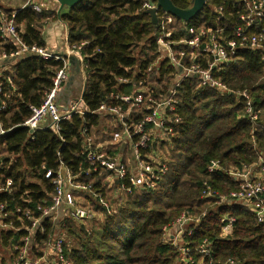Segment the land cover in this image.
I'll use <instances>...</instances> for the list:
<instances>
[{"label":"trees","instance_id":"obj_1","mask_svg":"<svg viewBox=\"0 0 264 264\" xmlns=\"http://www.w3.org/2000/svg\"><path fill=\"white\" fill-rule=\"evenodd\" d=\"M170 1L180 10H189L195 0ZM235 1L206 0L204 9L187 25L197 29L215 26L217 16L213 7L224 5L227 17ZM157 3V0H82L74 7H64L59 16L55 12L37 13L30 8H20L14 10L17 12L14 22L23 29V41L39 47H46L43 33L49 23L61 20L67 24L69 47L78 50L83 58V62L78 60L76 65L79 68L82 64L87 84L83 102L87 110L95 112L103 104H120L113 97L130 95L135 89L133 82H145L155 97H163L171 87L177 70L167 61L145 74L158 59L153 38L158 30L145 13L148 10L145 5ZM0 9L5 14L14 12L1 4ZM162 14L160 9L158 16ZM173 18L180 38L184 36L183 21ZM237 21L236 17H228L221 24L233 26ZM14 51L11 44L0 40V54L11 55ZM62 68L61 61L27 57L12 66L11 71L0 74V121L8 132L0 139V205L10 214L9 221L20 229L17 233L2 235L3 240L10 243L6 245L11 251L14 246L24 247L25 239L30 238L31 251L41 256L44 251L40 249H46L49 237L55 235L57 229L50 219L42 221L44 234L37 232L30 236L22 228L31 227L25 216L28 211L38 219L39 208L51 205L54 174L61 163L75 175L82 176L84 183L92 184L96 191L101 190L105 197L110 193L105 187L106 175L94 173L83 154V131L88 128L100 132L102 120L97 115H73L70 120L61 121L59 134L40 129L34 140L24 127L32 114L30 108L43 104L53 86V78ZM261 68L257 54L244 53L233 67L215 73L233 90L252 91L260 115L255 126L246 119L241 100L198 88L194 78L183 81L178 90L177 108L181 121L176 130L178 134L173 138L167 176L154 191L127 196L117 212L106 217L100 229L76 231L70 226L68 231L77 241L75 247L65 245L71 264H177L180 253L165 246L161 236L163 228L185 210L196 214L206 211L189 239L193 249L204 239L213 242V257L204 259L205 264H226L229 259L237 264H264V223H259L246 208L224 204L219 197L201 199L205 181L221 196L237 189L224 171L208 173L212 160L220 161L225 169H241L264 157ZM119 79H128L131 83L120 84ZM48 173L52 176L47 177ZM226 216L235 218L236 222L232 236L221 239V220ZM193 253L199 261L200 257ZM13 254L16 256L15 252Z\"/></svg>","mask_w":264,"mask_h":264},{"label":"built area","instance_id":"obj_2","mask_svg":"<svg viewBox=\"0 0 264 264\" xmlns=\"http://www.w3.org/2000/svg\"><path fill=\"white\" fill-rule=\"evenodd\" d=\"M24 1L22 9L30 8L37 13L44 11V5L38 0ZM233 4L235 5L227 17L224 5L213 7L217 16L215 26L197 29L189 27L188 22L183 21L184 36L180 38L177 37L178 29L175 27L173 15L163 11V14L158 16L159 27L153 36L158 59L145 74L152 73L158 64L167 61L177 70L168 92L163 97H155L145 82H133L134 92L113 97V100L120 104H103L95 112L85 108L83 95L74 100L69 108L64 109L58 104V97L71 75L68 57L77 56L82 63L80 52L71 50L65 58L47 47L27 45L21 36L23 29H19L14 22L17 12L5 14L0 9V40L15 48L11 55L5 52L0 54V74L11 71L12 66L27 57L63 62V68L53 78V86L43 104L30 108L31 117L24 123V127L29 130L30 139L34 140L37 131L45 128L59 134L61 121L70 120L73 115H97L104 122V127L100 128V132L88 128L83 131V154L94 173L99 176L106 175V190L113 193L112 202L101 190L96 191L92 184L84 183L82 176L75 175L61 163L54 174L55 191L51 195V205L39 208L41 215L38 219L28 211L25 216L31 222V227L22 228L30 236L37 232L44 234L42 221L50 219L57 229L55 235L49 237L41 256L31 251L32 241L26 238L24 247H13L16 256L11 260L2 259L0 264H71L65 253L67 238L70 236L68 222L89 227L101 218L105 221L108 215L117 212L127 196L135 192L154 191L159 187L169 172L171 162V158L165 157L164 150L172 149L173 138L178 134L176 130L181 121L177 109L178 90L184 80L194 78L198 88L208 89L222 96L232 95L241 100L245 106L246 119L254 126L258 123L260 115L255 108L252 91L233 90L215 75L240 62L244 53H254L260 58V82H264V0H236ZM145 8L153 9L157 6L146 4ZM228 17H236L237 23L233 26H222L221 23L227 21ZM4 62L7 64H3ZM119 83L128 84L131 81L119 79ZM116 128H120L122 132H116ZM7 133L0 121V139ZM116 144L124 148L120 156L114 154L113 148ZM207 171L209 174L224 171L237 185V190L229 196H221L210 182L205 181L201 193L203 200L219 197L220 202L224 204L231 203L246 208L255 215L259 223H264V157H260L256 166L248 165L241 169L227 170L220 161L212 160ZM51 176L52 173H48L47 177ZM10 183L11 181L7 187ZM96 207L101 209L97 210ZM4 210L5 206L0 205V225L3 226V232H19L20 229L9 221L10 214ZM235 222V218L227 216L221 220V239L232 236ZM199 223L200 220L196 217L183 213L172 225L164 229V233H174L164 242L171 243L180 251L182 264H194L187 240L193 236V227ZM196 251L204 258L211 259L214 254L213 242L203 240ZM226 264L237 263L229 259Z\"/></svg>","mask_w":264,"mask_h":264},{"label":"crops","instance_id":"obj_3","mask_svg":"<svg viewBox=\"0 0 264 264\" xmlns=\"http://www.w3.org/2000/svg\"><path fill=\"white\" fill-rule=\"evenodd\" d=\"M38 1L41 4L44 3L43 0H38ZM0 4L2 5L3 8L5 6L7 7L4 9L14 11V10L22 8V6L24 5V0L23 1L22 0H0ZM49 5H50L49 9L45 5L44 11L55 12L59 16L61 13V9H62L61 4L57 0H49ZM68 32H69V29H68L67 24L62 22L61 20L49 23L43 33V36L46 42V47L55 51L56 53L68 55L69 52L71 51V48L69 47V44H68ZM68 58L70 59L73 58V60L69 59L71 75H70V79L68 83L65 85V87L63 88L61 92L62 93L61 101L76 100L77 98L81 97L84 91V85L86 83L82 64L79 68L78 66H76L79 58L74 55H71ZM113 149L115 151L114 154L115 155L117 154L119 156L122 155V152L124 151V148L120 147L118 144H116ZM112 195L113 193H109L108 197L110 198L109 200L113 202ZM93 205H96V204H93ZM102 220L104 223V219Z\"/></svg>","mask_w":264,"mask_h":264},{"label":"rangeland","instance_id":"obj_4","mask_svg":"<svg viewBox=\"0 0 264 264\" xmlns=\"http://www.w3.org/2000/svg\"><path fill=\"white\" fill-rule=\"evenodd\" d=\"M43 4H44V7H45V5H46V7L49 9V7H50V5H49V0H43ZM158 4V3H157ZM157 4H154L155 6H157ZM4 8H7L6 6L4 7ZM47 27V26H46ZM45 27V28H46ZM159 66H160V64H158ZM61 95H62V93L59 95V97H58V104L61 106V107H64V109H66V108H69V106H70V104L74 101V100H68V101H61ZM101 128H103L104 127V122L102 121V123H101ZM115 130V129H114ZM122 132V130L120 129V128H116V132ZM164 154H165V157L167 158H172V152H171V150L170 151H165L164 150ZM167 158V159H168ZM258 163H254V164H251L250 166H256ZM246 166H248V165H246ZM246 166H243V167H246ZM256 168V167H255ZM233 169H237V168H233ZM254 169V168H253ZM227 170V169H226ZM228 176V175H227ZM229 177V176H228ZM229 179H230V177H229ZM231 180V179H230ZM232 181V180H231ZM237 186V185H236ZM237 190V189H236ZM107 192H110V191H107ZM111 193V192H110ZM219 193V192H218ZM231 194L232 193H235L234 192V190H232L231 192H230ZM230 193L228 194V195H224V196H229L230 195ZM220 194V193H219ZM202 199V198H201ZM203 200V199H202ZM203 211V212H202ZM202 211H198V212H202V213H199V214H196V213H193L192 211H190V210H185V211H183L181 214H180V216L183 214V213H189L191 216H193V217H196L197 219H199L200 220V223H201V221H202V219L204 218V216L206 215V211L205 210H202ZM180 216H178L173 222H171L170 224H168L167 226H165L164 228H163V230H162V236H161V242L165 245V246H170V247H173L172 245H171V243H165L164 241H166V240H168L169 239V236L170 235H172V234H174L173 232H168V233H164V229L165 228H167V227H169L170 225H172ZM99 219H100V217H99ZM70 222H68V229L70 228V226H72L76 231H80V230H85V231H91V230H94V229H100L101 228V226H102V224H103V220H102V218L100 219V220H97V221H95L94 223H92L91 224V226H89V227H84V226H81V225H77V224H69ZM200 223H199V225H200ZM198 225V226H199ZM198 226H194L193 227V229H194V231H195V229L198 227ZM3 226L2 225H0V261L2 260V259H6V260H11V259H13L15 256H14V252L13 251H11L12 250V248H10L9 246H7L6 244H10V243H6L4 240H3V238H2V235H4V233L5 232H3ZM69 233V235H71V236H69L68 238H67V242H68V245L69 246H71V247H75L76 245H77V241H76V238H74L73 236L74 235H72V234H70L71 232H68ZM193 234H194V232H193ZM73 237V238H72ZM205 240V239H204ZM207 240H209V239H207ZM203 241V240H202ZM210 241V240H209ZM187 243L189 244V247H190V249H191V251H192V254H193V257H194V264H196L197 262H198V264H205L204 263V259H206V258H204L202 255H199L198 254V252L196 251L198 248H199V246H200V244L202 243H200L196 248H194L193 249V247H192V245H191V242H189L188 240H187ZM174 248V247H173ZM174 249H176V248H174ZM40 250H43V251H45V249H40ZM179 253H180V251L178 250V249H176ZM193 252H196V254L200 257V259H199V261H197V259H195V255H194V253ZM35 256V255H34ZM181 258H182V255H181V253H180V258L177 260V264H182V262H181Z\"/></svg>","mask_w":264,"mask_h":264},{"label":"water","instance_id":"obj_5","mask_svg":"<svg viewBox=\"0 0 264 264\" xmlns=\"http://www.w3.org/2000/svg\"><path fill=\"white\" fill-rule=\"evenodd\" d=\"M61 6L62 9L64 7H74L77 4H79L82 0H57ZM157 8L148 9L145 13L148 14L151 17L152 24L158 29L159 22H158V12L160 9L166 13H169L177 18H179L182 21L190 22L193 20L205 7L206 0H195L193 7L189 10H180L177 7L173 5V3L170 0H157ZM61 9V10H62ZM86 83L84 85V91L86 90Z\"/></svg>","mask_w":264,"mask_h":264}]
</instances>
